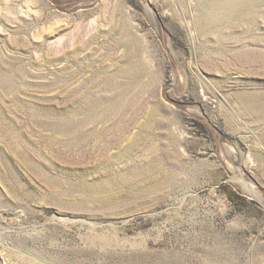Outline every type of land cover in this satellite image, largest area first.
Returning <instances> with one entry per match:
<instances>
[{"label":"rangeland","instance_id":"obj_1","mask_svg":"<svg viewBox=\"0 0 264 264\" xmlns=\"http://www.w3.org/2000/svg\"><path fill=\"white\" fill-rule=\"evenodd\" d=\"M0 264H264V0H0Z\"/></svg>","mask_w":264,"mask_h":264}]
</instances>
